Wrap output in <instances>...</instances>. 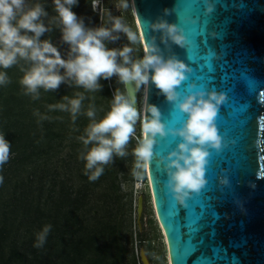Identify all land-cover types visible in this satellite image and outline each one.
Masks as SVG:
<instances>
[{"label": "clouds", "instance_id": "1", "mask_svg": "<svg viewBox=\"0 0 264 264\" xmlns=\"http://www.w3.org/2000/svg\"><path fill=\"white\" fill-rule=\"evenodd\" d=\"M99 4L100 0H92L93 10ZM77 5L78 0H52L55 14L46 24L44 18L49 17V12L42 3L29 5L27 0H0V86L11 82L6 70L20 65L22 75L18 83L22 94L33 100L40 98L41 90L52 93L61 85L83 89L71 97L62 96L60 102L47 108L68 113L73 124L81 115L88 119L89 123L77 140L82 146L78 159L84 163L83 174L90 182L96 181L105 166L114 163L116 158L129 155L128 145L132 139L136 140V146L131 151L134 157L131 176L136 182H142L150 169L157 140L178 139L174 150L159 157V163L163 164L166 175L164 187L167 193L175 203L185 204L207 183L205 169L209 149L219 152L223 146L215 120L226 101L225 94L215 90L193 91L195 86L192 84L188 85L187 93L182 94L179 89L191 71L184 62L174 56L165 58L147 42L143 44V55L137 59L132 58L133 48L128 45L109 47L121 38V34L130 44H138L139 36L122 16H113L110 9H101L100 26L89 27L73 11ZM115 7L127 11L129 0H117ZM131 7L135 13L134 4ZM213 10L209 6L208 12ZM106 21L110 26H106ZM54 28L59 31L60 44L67 46L66 54H62L50 38L41 39ZM154 30L160 31L172 44L185 47V37L176 24L161 21L154 25ZM113 78L124 91L115 88L109 110L97 118L94 103L84 108L85 99L95 100V96L88 97L86 93H99L103 90L101 81ZM149 85L164 97L174 113L183 118L180 127H168L163 123L160 109L147 104L144 96L138 108L135 95L127 92L131 87L140 93ZM258 100L264 104L260 95ZM34 115L39 117L38 122L50 119L39 111ZM259 120H264V115ZM10 151L11 143L0 134V166L9 160ZM261 178L264 175L258 173L257 179ZM51 228L52 225L46 224L35 234L34 248H43Z\"/></svg>", "mask_w": 264, "mask_h": 264}, {"label": "water", "instance_id": "2", "mask_svg": "<svg viewBox=\"0 0 264 264\" xmlns=\"http://www.w3.org/2000/svg\"><path fill=\"white\" fill-rule=\"evenodd\" d=\"M142 45L176 57L191 71L179 91L223 93L215 125L223 139L219 152L209 149L205 187L185 204L167 193L159 157L178 139H158L146 173L155 219L165 241L167 264H264V0H130ZM209 6L213 7L211 13ZM167 10V14H166ZM165 21L185 37L178 47L154 30ZM140 107V93L129 87ZM147 104L160 109L162 122L180 127L182 117L149 85ZM257 142V143H255ZM143 197L137 200L141 226ZM142 264H151L141 248Z\"/></svg>", "mask_w": 264, "mask_h": 264}, {"label": "trees", "instance_id": "3", "mask_svg": "<svg viewBox=\"0 0 264 264\" xmlns=\"http://www.w3.org/2000/svg\"><path fill=\"white\" fill-rule=\"evenodd\" d=\"M91 1L78 0L73 9L89 27H92L89 20L93 16ZM37 2L49 12V17L44 18L47 24L55 14L52 0H27L29 5ZM45 38H50L61 53L66 54L67 46L60 44L57 29L41 37ZM19 68L20 65L7 69L11 82L0 86V134L11 143L9 160L0 166L3 177L0 183V264H119L124 251L131 255V264H136L131 195L124 198L118 174L111 176L104 170L96 181L90 182L83 174L84 168L75 167L79 151L76 157L67 153L63 159L67 175L66 171H58L54 160L63 141H69L73 149L80 147L77 137L87 124L80 120L81 116L73 124L68 113L49 111L47 106L83 89L61 85L52 93L41 90L40 98L33 100L22 94ZM101 84L102 93L111 99V80L101 81ZM86 96L91 97V93ZM90 103V98L85 99L84 108ZM35 111L50 119L38 122ZM73 168L82 180L79 185L69 182ZM108 176L113 179V194L106 192L96 196L95 187ZM100 198L103 199L102 213L96 203ZM118 202H123L120 217L111 212V203ZM46 224L52 225L46 243L43 248H34L35 234ZM136 228L135 239L138 236L141 249L146 239L143 231Z\"/></svg>", "mask_w": 264, "mask_h": 264}, {"label": "rangeland", "instance_id": "4", "mask_svg": "<svg viewBox=\"0 0 264 264\" xmlns=\"http://www.w3.org/2000/svg\"><path fill=\"white\" fill-rule=\"evenodd\" d=\"M116 3H117V0H100L99 7L93 10L92 1H91L90 5H91V11H92L93 16L89 20L90 24L92 25V27L100 26L99 17L103 14L101 9H110L113 16H122L124 22L128 24L129 26H131L133 30L139 36V43L130 44L129 41L126 39V37L123 34H121V38L115 44L109 45V47L120 48L124 45H128L133 48V53L131 54L132 58L133 59L140 58L143 55V45H142L141 37L139 34L138 26L136 23V19L132 11L131 2L129 0L130 7L127 11H122V10L117 9L115 7ZM105 24L106 26H110L107 23V21L105 22ZM111 83L113 85V90L119 87L121 88L122 91H124L123 86L116 84L115 78L111 80ZM142 91L143 89L141 90L139 94L140 103L142 99L141 98ZM91 96H95V100L94 101L91 100V101L92 103L95 104L97 108V113H98L97 118H100L105 114V112L109 110L111 99H109V97L104 95L102 91H100L97 94L91 93ZM101 108L103 109V111H100ZM80 120H84L86 124L89 123L88 119L83 115H81ZM137 135H139V125H137ZM79 145L80 147H74V149L76 150L75 151L73 147L69 144V141L62 142L61 146L59 147L60 150H59V154L57 155V159L56 158L54 159L55 161H57L56 164H57V167L59 168L58 170L59 172L63 173L64 171H66V175H67V170H66L67 166H66V162H64L63 159H65V157L67 156V153H70L71 155L76 157L77 155L76 152L80 151L82 147L81 144ZM135 146H136V140L132 139L128 145L129 155L123 159L116 158L114 160V163L107 165L104 168V170H107L110 172L109 175L111 176H113L114 173L118 174L119 186H120L121 192L124 194V198L126 199L127 195L129 196L131 195L130 197H131L132 218L134 217L133 215L134 208H133V196H132V178L133 177L131 176V169L133 167L134 157L131 155V151ZM76 161H77V164L74 163L75 167L77 165H80V167L82 166L84 168V163L80 161L78 157ZM76 171H77L76 168L72 169V173H71L72 179L69 182H73V184L79 185L82 182V180L80 177L77 176ZM111 176H108L106 179H104V181L100 185L95 187L96 196H100L99 195L100 193H106V192L109 194H113V190L111 189L113 179L111 178ZM139 195L143 197V211H142V215L140 218L141 226L140 227L138 226V230L143 231L144 238L146 239L145 241H143L142 247L145 249L146 255L148 256L151 264H167L165 241H164L162 232L155 219L148 188L141 190ZM102 202H103V199L101 198L96 200L98 208H100V213H102V209H101ZM121 203L119 202L117 204L111 203V207H112L111 212H114L115 214L117 213L118 217H120L121 210L119 208H120ZM136 221H137V218H136ZM132 232H133V228H132ZM137 240H138V236H137V239H135L134 233H133V251L136 257V264H142L139 258V252H140L139 245L140 244ZM119 264H131V255L129 254L128 251L123 252L122 259Z\"/></svg>", "mask_w": 264, "mask_h": 264}, {"label": "built area", "instance_id": "5", "mask_svg": "<svg viewBox=\"0 0 264 264\" xmlns=\"http://www.w3.org/2000/svg\"><path fill=\"white\" fill-rule=\"evenodd\" d=\"M148 188V182H147V176L145 174V178L142 182H136L133 178H132V196H133V208H134V217H133V233H134V237H135V233H136V227H138V222L136 221L137 218V200L138 197L140 196L139 193L141 190H144ZM137 223V225H136Z\"/></svg>", "mask_w": 264, "mask_h": 264}, {"label": "bare ground", "instance_id": "6", "mask_svg": "<svg viewBox=\"0 0 264 264\" xmlns=\"http://www.w3.org/2000/svg\"><path fill=\"white\" fill-rule=\"evenodd\" d=\"M143 96H144V89H143V91H142V93H141V103H140V106L142 105V103H143Z\"/></svg>", "mask_w": 264, "mask_h": 264}]
</instances>
